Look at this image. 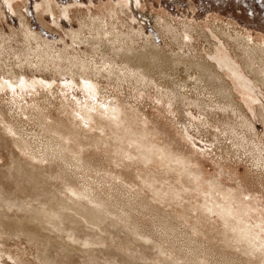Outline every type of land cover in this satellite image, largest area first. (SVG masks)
<instances>
[{"label": "rangeland", "instance_id": "1", "mask_svg": "<svg viewBox=\"0 0 264 264\" xmlns=\"http://www.w3.org/2000/svg\"><path fill=\"white\" fill-rule=\"evenodd\" d=\"M229 33L249 35L248 40L263 46L264 0H0V40L10 59L36 61L33 50L41 48L38 53L48 64L41 67L37 60L33 66L15 65L16 82L7 60H0V204L7 205L5 196H17L16 204L21 203L9 211L14 219L26 218L28 208L52 214L48 192L71 187L117 216L109 219H129L128 228L148 237L135 240L119 221L117 228L109 223L106 232L85 218L83 225L70 224L65 216L72 212L63 210L62 216H53L58 221L54 234L33 227L35 239L27 232L2 233L0 264H169L171 257L177 260L173 264H264V82L252 74L244 77L242 51ZM175 35H181V48ZM36 40L53 56L41 53ZM94 40L102 41L103 52ZM148 43L165 54L173 51L214 65L217 50L228 53L244 77L217 66L231 104L215 105L212 100L220 92L206 91L210 84L183 64L158 66L154 82L118 79L123 71L109 62L119 59L113 54L144 52ZM111 69L117 74L109 73ZM55 128L76 132L81 143L77 147L72 139L67 144L77 152L67 154L68 165L41 138ZM132 139L143 144L140 151L151 163L132 152ZM13 141L26 143L30 150L20 152ZM155 143L167 148L173 160H186L184 171L153 155ZM11 151L33 160L29 162L46 183L44 193L17 187L10 176ZM72 158L81 159L85 167H77ZM197 171L201 186L194 181ZM214 185L220 193L234 195L240 212L219 192L211 194ZM234 218L237 224L246 219L247 235L252 236H247L252 245L244 251L223 240L231 234L226 222L235 223ZM40 253L53 259L46 262Z\"/></svg>", "mask_w": 264, "mask_h": 264}, {"label": "bare ground", "instance_id": "2", "mask_svg": "<svg viewBox=\"0 0 264 264\" xmlns=\"http://www.w3.org/2000/svg\"><path fill=\"white\" fill-rule=\"evenodd\" d=\"M159 19H163V18L159 17ZM164 23L166 24V26H165L166 27V31L168 32L169 31V25L165 21H164ZM95 27H97V26H95ZM219 31L220 32H224V29L223 28H219ZM103 32L105 33L106 31L104 30ZM185 33H186L187 37L191 36L190 34H188V32H185ZM179 36H181V35H179ZM179 36L175 35L174 37L173 36L172 37H173V40L177 43V45H180L179 47L181 48V44L178 42ZM228 36L230 37V40H231V38L233 39L235 44L242 51V54H243V59L242 60H243V63H244V68L246 70V71H244V77H245V73H248V74H252L253 77L257 81L264 82V44H263V46L261 44H259V43L257 44L256 41L253 38H251V40H248V38L250 36L249 35H245V34L243 35V34H237V33H235V34L229 33ZM111 37L116 38V35H114V36L111 35ZM30 40L31 39L27 37L26 41L30 42ZM225 40H226V38H225ZM221 41H223V40H221ZM3 42L4 41L0 40V60H2V61L7 60V62H8L7 63L8 72H11L12 77L14 78V80L16 82H17V77H16L17 73H16V70L14 69L15 65L18 66V67L22 66L23 64H27V65H32L33 66V63L35 64L37 62V60H39L38 62L41 64V67L44 64H47V61H45L46 59L44 60L43 57L41 58V55H39L40 53H38V51L41 48L38 49V50L37 49L33 50L30 46H28V48L33 50V54H35L36 58H38L36 61H33L32 57H31L32 59L19 58V60H17V57H16L17 61L11 60L10 59V53L6 51L4 46H2ZM99 42L102 44L101 40H94L93 44L97 45V49L99 51L103 52L101 46L99 45ZM41 43L39 41L34 42V44L38 45L37 48H39V46L43 47L41 53L44 52L45 54H47L50 57L51 56L50 53L48 52V50H46V49H49V47L46 46L45 44H43V43L41 44ZM226 43L228 44V42H226ZM30 45H31V43H30ZM143 48L145 49L144 52H140V51L133 52V53L130 52L128 55L125 54V52H122L121 54L114 53L113 55L118 57L119 59L116 60L115 58H111V59H109V62L111 64H114V65L115 64H119L120 66H118V72L123 71V74H122V76H120V75H118L116 73V71H114L112 69L109 70V73L117 74L116 76H117L118 79L119 78L123 79L126 76H128V77L132 78L135 82H138V84L139 83H144L145 84V82H147L148 80H152L153 82L155 81L154 74L157 72L158 66L159 67L170 66L171 63H174L175 65L183 64V65L189 66L191 69H193L194 74H197V79H199L202 82H207V83L210 84V87H208L206 89V91H209L210 89H216L218 93L220 92V94H218V100H216V99L212 100V102L215 103V105H217V106H219V105L226 106L227 105L228 106L229 104H231L232 101H231V99H229V96L226 95V94H223L225 92V90L227 89L225 87L226 82L222 79L224 75H221L218 72V69H223V70H226V71L228 70L230 73H232L233 75L237 76V78L238 77L242 78L243 74L240 72L241 68H240L239 64L235 60H233L228 53H222V52H220V49L217 50V52L213 56V60L216 63V65H214L212 63L205 62L204 60H202L201 62L193 61L189 57H184V56H182L179 53H173V51H172V55L165 54L164 51H161V50L157 49L153 44H149V43L146 44L145 46H143ZM107 49L114 51L115 48H113V47L108 48L107 47ZM107 49H105V50L107 51ZM17 52H19V51H17ZM27 55L29 56L30 52ZM28 56H27V58H28ZM31 56H32V54H31ZM36 58H34V59H36ZM103 61H107V60H103ZM255 64H258V66L256 68L254 67ZM54 65L56 66L55 63H54ZM45 66L46 65H44L43 67L45 68ZM84 66H82V67H83V70L85 71L86 68L84 69ZM217 66H218V69H217ZM106 69L107 68H103L102 72L103 71L106 72ZM158 70H160V69L158 68ZM106 73H108V72H106ZM222 74H223V72H222ZM106 76H107V74H106ZM88 83L92 84V80L88 79ZM62 126H63V128H65L64 125H62ZM45 128H47V127H45ZM100 129L103 132H105L107 130V128L104 125L103 126L100 125ZM7 130H8V133L9 132H10V134L13 133L12 132L13 129L11 130L10 128H8ZM46 132L47 133L48 132L51 133L53 136L49 135L50 136L49 137V136H46V134H45L43 136L41 135V138L43 137V138L48 139L49 143L51 144L49 146L51 148V150L54 151L55 153H57V156L68 165V163H67V154L68 153H73V154L77 155V152L75 151L74 148H71L67 144H69L70 141H72V139H75V140H77V142H73V141L72 142L75 145H77V147H79L81 145V143L78 142V137L76 138V136H77L76 134L77 133L75 131L74 132L76 134L72 133L71 131H66V130L64 131V129L62 131V130L56 129V128H55V130L53 132L50 131V130L49 131L46 130ZM126 134H128V133H126ZM116 136H115V139H116ZM125 138H126V136H125ZM131 141L136 146L132 152L135 153L139 158L143 157V162L144 163H146V164L151 163V159L148 156L143 155V153L140 151V147L143 146V144L137 142V140H135V139H132ZM151 143L153 144L154 142H150V144ZM13 144L16 147H18L20 152H22V153H25V150H28V151L30 150L26 143H21L19 141H13ZM108 144H110V143H108ZM154 145L153 146L155 148V151L152 153L153 155H157V158L159 157L160 161H162L164 163L165 162H167V163H172V162L176 163L177 165L181 166L182 170L184 171L185 168H183V167H185L187 165V161L186 160H184L182 157H176L173 160V157H171V152L167 148L161 147L160 145H158L156 143ZM10 154H11V157H12V166L10 168V171H11L10 176H11V178H14L16 180L17 187L19 186V188L22 189V191L24 189H28L29 191L36 192L37 194H38L39 191L44 193L46 191V190H44L45 186H46L45 185L46 183L42 180L41 173L38 170L37 166L32 164L31 162H29L32 159L27 161L24 158L22 159L20 157H17L16 154L13 151H11ZM23 155L25 156L27 154H23ZM27 156L29 157V154ZM160 156L162 158H160ZM30 157H32V156H30ZM71 160H73V161H75L77 163V167H79V168L85 167L84 163H83V161L81 159L72 158ZM191 172L193 173L195 171H191ZM194 174H196V173H194ZM197 175L199 177L194 176L195 177L194 181H197L198 182V186H201V181L199 179L200 175H199L198 171H197ZM50 178L52 179V178H54V176L51 175ZM3 180H4L3 177L0 176V185L3 182ZM141 180L144 183L148 184V185H150L152 183V182L149 183V181L147 179H142L141 178ZM215 188H217V187L214 185L213 188H212L213 191H212L211 194H213L215 192H219L220 193V191L218 189H215ZM25 191H27V190H25ZM4 192H5L4 187H2V193H4ZM48 193L51 195V199L53 201V203L50 205V208H51L50 210H51L52 214L45 213L44 209L41 212H35L33 210H32L33 211L32 212L28 208L26 211H28L29 214L23 220H20L19 218L14 219L13 217L9 216V211L12 208L16 207L17 204L21 203V202H18L16 204V198L15 197H17V196H15V197L12 196L11 198H8V196L4 197V196L1 195L2 197H4V201L7 203V205L2 206L0 204V208H2V213H0V236L4 232L12 233V231L14 230V231L20 232L21 234H25L26 232L30 233L32 239H35L34 234L31 233V230H30L31 227L35 228L38 231H48V232H51V233L54 234V232H56V230H57L55 225L57 224L58 221L56 219H54L53 216H56V214L58 212H60V215L62 216L61 212L64 214V211L70 210L72 213L71 214L68 213V215L65 216L66 217L65 221L67 220V222L70 223V224H75L77 226L83 225L82 223H84V218H85L86 220H88L89 222H91L95 226H97L99 231L106 232V228H108V226H110L109 223L113 227L117 228L118 221H119V222L123 223L122 225H120V227L122 229L126 230V231L129 230V232L132 233L131 235H133L135 240H142V239H145V238L147 239L148 238V237H144L140 233H137V231H136V229L134 227H131L132 229L128 228V227H130L129 226V219L125 220V219H122V218H119V217H118L119 220L118 219L117 220L109 219L108 216H110L112 218H117V216L114 213H112V212L108 211L107 209H105L101 203L94 204V201L90 200L86 194L78 193V191L75 190L74 188L66 187V189H64L62 191L57 189V190H53L51 192L49 191ZM28 194H26V195H28ZM220 194L225 200H227L228 203H230L233 207L235 206L236 210L240 212V210L242 208L239 205H237L238 202L234 199V195H224L223 193H220ZM11 195H9V196H11ZM159 198L161 199L162 196H160ZM30 199H32V198H30ZM174 199H176V198H174V197H169L168 198V200H170V201H174ZM164 200H167V199H164ZM49 202H50V200H49ZM41 203H40V205H41ZM87 203L91 204V205L93 204V206H95V207H90L89 205H87ZM24 206H26V205H24ZM38 206H39V204H38ZM245 206H246V208L245 207L244 208L247 211H249L248 210L249 207L247 208V204L246 203H245ZM21 207H23V206H21ZM23 209H22V211H23ZM35 210H38V209H35ZM209 211L210 212L211 211L212 212H217L216 210H214V208H210ZM242 211H245V210H242ZM245 214H244V217H246ZM248 214H247V217H248ZM234 217L237 218L236 215ZM41 218H43V219H45L47 221L41 220ZM236 218H234V219L236 220ZM241 218H243V217H241ZM53 219L55 220L56 223L54 222ZM62 220H63V218H61V221ZM262 221L263 220H261V222ZM62 222H61V226H62ZM244 223H241V220L240 221L238 220V224H237V220L235 221V223L233 222L232 224H231V221L230 222H226V226H227V228H228V230L230 231L231 234L229 236L226 235V234L225 235L223 234L224 235V239L223 240H224V243L226 245L229 244L230 248H232V249H241V250L244 251V248H247V247L252 245V242L250 240L251 239L250 237H252V236H248L249 233L247 235L248 228H246L247 227L246 219L244 220ZM126 224H128V226H126ZM61 228H64V227H61ZM66 229H67V227H66ZM247 236L250 239H248ZM42 237H44V235ZM37 238H36V240H38ZM70 238H71V236H69V239ZM255 238H257V237H255ZM230 239L231 240L233 239L234 244H232V241ZM73 241H74V239H73ZM151 242H153V241L151 240ZM240 242H241V244H240ZM259 242H261V241H259ZM259 242H256V243H258L257 244L258 246H261V244ZM112 243H113V241H112ZM80 246H78V247L75 246V249L77 251H79V252H82V250L80 249L81 248ZM1 251H3V250H1ZM1 251H0V259L2 258V255H4V253L1 254ZM263 253H264V251H263ZM6 255L9 258L13 259V257L10 254H6ZM40 256L45 261L53 259L46 253H40ZM173 261H177V260L175 258L171 257V261H169L168 263L169 264H171V263L173 264ZM200 264H206V263L201 261Z\"/></svg>", "mask_w": 264, "mask_h": 264}]
</instances>
